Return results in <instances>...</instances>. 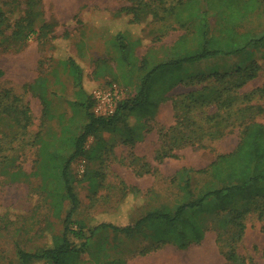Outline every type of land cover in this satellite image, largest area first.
<instances>
[{
  "label": "rangeland",
  "instance_id": "rangeland-1",
  "mask_svg": "<svg viewBox=\"0 0 264 264\" xmlns=\"http://www.w3.org/2000/svg\"><path fill=\"white\" fill-rule=\"evenodd\" d=\"M10 1L0 0V9L7 11L5 3ZM197 3L210 13V32L219 33L225 24L219 1ZM131 5L129 0H41L36 32L29 35L22 51L0 47V70L4 72L0 96L9 91L29 106L32 114L26 134L0 119V161L9 157L8 163L0 165V232L4 235L0 237V264H20L17 247L41 252L52 234L62 232L66 199L60 167L75 151L74 139L89 122L93 92L115 83L126 91L127 99L134 97L146 72L171 60L185 35V31L176 30L179 24L172 15H165L166 21L149 28L132 25L128 17L117 15ZM8 16L13 25L12 15ZM45 23H56L57 27L55 40L43 46L38 32ZM159 27L162 32L156 30ZM249 30L261 31V23L256 20L243 31ZM11 32L8 28L7 33ZM118 32L144 39L143 46L122 65L118 64L122 54L113 38ZM156 35L162 38L154 41ZM191 44L190 36L180 47ZM261 56L260 49L253 46L240 55L186 65L182 73L185 85L161 93L158 98L166 100L155 115L147 119L133 116L114 127L100 128L70 171L82 220L92 225L126 226L140 218L149 205L176 209L201 198L210 188L209 178L194 172L189 176L185 170L204 169L219 154L232 152L248 124L264 125V98L246 97L263 86L264 73L237 90L239 103L230 112L222 110L224 118L214 123L207 117L217 113V107L189 110L193 102L186 97L204 89L190 80L231 73L261 61ZM69 57L83 69L82 90L61 63ZM175 106L182 121L179 126ZM185 141L195 144L185 146ZM159 151L165 155L162 161L156 159ZM170 154L176 157H167ZM124 185L138 187L142 199L126 195ZM60 202L62 208L57 210ZM193 214L207 230L199 245L187 250L168 245L142 254L149 238L116 235L107 229L92 238L74 264H231L226 258L232 245L239 259L236 264H264V232L257 215L247 217L243 239L233 244L230 216L220 213L215 200H207Z\"/></svg>",
  "mask_w": 264,
  "mask_h": 264
},
{
  "label": "trees",
  "instance_id": "trees-1",
  "mask_svg": "<svg viewBox=\"0 0 264 264\" xmlns=\"http://www.w3.org/2000/svg\"><path fill=\"white\" fill-rule=\"evenodd\" d=\"M218 1L225 24L220 32L215 34L210 32L209 11L198 5L197 0H129L132 5L119 10L117 15L128 17L130 24L148 28L166 21L165 15H172L179 24L176 30L185 31V35L176 45L173 58L147 71L140 89L134 97L121 102L114 115L98 116L94 112L95 101L92 98L88 105L89 109L93 108V112L88 113L89 122L83 132L74 139L75 151L60 167L66 199L63 230L60 234H52L49 243L41 252L30 253L17 247L20 264H74L78 255L88 249L92 238L99 231L107 229L116 235L149 238V245L142 254H149L154 249L168 245L187 250L193 245L201 244L206 238L207 230L193 214V210L202 207L211 199L217 202L220 213H228L230 216L233 244L243 239L245 222L250 215H257L258 221L262 223L261 231L264 232V125L258 122L250 123L241 130L239 143L232 152L219 154L215 161L204 169L185 170L189 176L194 172L209 178L210 188L201 198L184 203L176 209L167 205H149L140 218L126 226L112 223L92 225L82 220L81 203L74 191L70 173L73 162L83 154L85 144L100 128L114 127L133 116L147 119L155 115L157 107L166 100L159 99L160 94L169 93L178 86L185 85L182 73L186 65L218 56L240 55L250 47H257L262 52L261 61H252L245 68L231 73L197 76L190 80L192 85H203L204 89L201 93L191 92L186 97L193 102L189 110L192 111L198 106L217 107V113L207 117L209 123L223 119L226 113H220L222 110H233L241 100L237 90L264 73V0ZM5 5L7 11L0 9V47L6 51L20 52L29 35L36 32L35 25L42 14L41 0H12ZM9 14L12 15L13 25L10 24ZM256 20L261 23V31H243ZM56 27V23H45L40 28L38 41L41 45H49L55 40ZM8 28H12L11 34L7 33ZM156 30L162 32L161 27ZM149 35H152V31ZM190 36L191 46L181 48ZM113 38L122 54L118 61L121 65L133 56L136 48L144 44V39L135 37L132 33L118 32ZM161 38V35H156L153 40L159 41ZM61 63L74 80L75 86L82 90L84 73L80 64L72 57L61 60ZM3 76L4 72L0 70V80ZM256 95L264 98V83L246 97L252 98ZM174 111L179 126L182 121L176 106ZM0 119H6L10 122V127H16L22 134H26L32 124L29 106L7 90L0 96ZM189 144L192 146L195 143L190 141L185 143V146ZM167 157L176 156L170 154ZM164 158L163 151H159L156 159L162 161ZM8 159V156H4L0 165L8 163ZM189 184L190 182L187 183ZM124 190L126 195L131 194L136 199L142 197L138 187L124 185ZM62 205L60 202L57 210L61 209ZM2 236L4 235L0 232V237ZM234 246L232 245V251L226 258L231 264L239 262Z\"/></svg>",
  "mask_w": 264,
  "mask_h": 264
},
{
  "label": "built area",
  "instance_id": "built-area-1",
  "mask_svg": "<svg viewBox=\"0 0 264 264\" xmlns=\"http://www.w3.org/2000/svg\"><path fill=\"white\" fill-rule=\"evenodd\" d=\"M126 99V91L118 84L113 83L106 88L97 89L93 92L94 112L101 117L112 116L118 105Z\"/></svg>",
  "mask_w": 264,
  "mask_h": 264
}]
</instances>
